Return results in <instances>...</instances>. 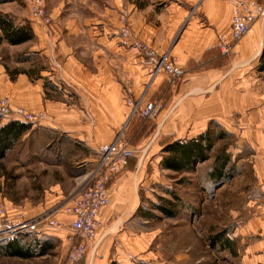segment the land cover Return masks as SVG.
<instances>
[{
    "label": "rangeland",
    "instance_id": "374dc122",
    "mask_svg": "<svg viewBox=\"0 0 264 264\" xmlns=\"http://www.w3.org/2000/svg\"><path fill=\"white\" fill-rule=\"evenodd\" d=\"M131 1H135V5L138 7L136 10L138 21L144 22L146 20L149 22L150 31L152 32L149 41L142 39L140 32H136L137 29L131 26L128 21L126 12H135L134 9L128 10L129 0H124L125 10L116 14L118 19L116 28L112 24V18L108 22V35H111L110 37L115 36L123 46L129 47L131 45L137 54L141 56L143 66L142 70L139 69L138 78L135 82L128 80V78L122 79L123 81L115 79L116 82L120 81V97L123 103L131 108V111L123 119L120 131L112 141L115 142L117 149L115 154L111 155V160L121 159L125 153L124 166L127 167L126 165L129 164V167L133 170L135 166L140 165L143 176L147 177L146 181L143 178L140 183L143 185L139 188V208L130 228L131 235L136 238L132 237L133 243L136 242V247L135 249L131 248L132 253L127 256L123 264H247L242 255V247L246 241H242L241 235L235 236V238L232 236L233 227L241 223L236 219H239L240 215L247 214L244 206L247 183L249 184L251 181L250 173L248 171L242 173V170L239 169L243 167V162L248 163V154L245 155L244 159L238 158L248 147L241 144L239 155L234 159L230 158L232 154L231 147L237 146L236 141L239 142V139L235 136H240L243 130L240 125L242 122L240 114L237 116V113H233V134L228 133L226 135L224 129L220 130L221 126L219 128L218 126H212L211 129L209 127L206 129L205 132L208 131L213 138L214 147L208 152V157L204 161L194 163L191 170L177 172L161 165L162 156L166 153L162 151L165 142L163 138L166 133L162 132L159 124L167 108L177 100L178 94L182 92L179 87L183 82L182 77L188 72L177 63V57L171 53L172 45L175 44L176 47V41H178L179 34L185 27L186 21L181 23L179 27L178 24L174 25L170 14L164 13L167 12V6L171 2L178 3L176 0ZM224 1L229 2L228 0ZM252 1L255 4L264 6V0ZM116 2L117 0H43L42 14L34 12V4H29L26 0H5L0 3L1 14L7 15L16 25L27 22L33 32V37L30 40L20 44L10 45L5 40L0 42V104L4 100L10 110L22 108L27 113L31 112L33 120L21 121L13 117L15 113L3 114L1 111L0 125L11 119L25 122L28 125L31 123L36 124L45 119V114L41 110L26 108V106H32L30 108L33 109L38 102L42 109L50 108L51 111L53 108L69 109V113L78 115L79 122H87L86 131L88 134H92L89 132V128H92L93 113L89 110L77 109L74 105L75 95L73 96L72 91H70L72 96H69V87L67 90L63 83L55 84L54 77H59L60 71L61 73L62 71L65 72V70L60 69L61 65L63 67L64 63L69 64V58L66 57L63 60L62 57L58 56L55 38L63 37L68 42L72 50L68 56H70L71 63L74 64L81 75L84 76L85 73L90 71V77L83 79L84 86L89 87V82L100 81V78L92 77V73H95L96 70L93 71L89 50L97 51L98 49H89L91 47L88 46V35L90 33L86 29L89 24L84 22L82 10L86 9L93 12L96 17L98 12H102V6L99 3L112 9ZM149 4L154 5V7L151 8ZM87 13L85 12V15L90 22L97 26L96 18H93L92 15L89 16ZM260 18L264 19V14L255 19L251 26ZM75 29L77 33L74 34ZM68 30L69 38L66 36ZM248 30L240 39L246 35ZM229 35L230 30L227 33L221 32L217 35L216 49L219 52L212 51L210 54L214 56L213 58L218 56L219 58L217 60L213 59L214 61L209 64L207 61L202 62L198 66L199 69L208 66H221L224 69L234 67L233 69H235L239 65H243V62H234V64L232 62L235 57L232 50L239 41L230 44L232 48L228 49L227 52L222 50L223 42L230 41ZM85 44L87 46H84ZM220 55L224 56L222 60ZM97 61L101 62L103 66L106 64L108 70L112 71L113 74H118V67L115 66L114 60L110 56L102 53L97 56ZM258 66V56L249 61L248 69L254 71V75L249 78L248 83L250 88L255 91L253 92V103L255 105L264 102V75H257V71H261ZM103 69L106 71V66ZM192 70L195 71L194 69L190 71ZM178 71L182 73L177 74ZM172 72L174 75L171 74ZM143 73L144 76H142ZM257 77L259 78L257 79ZM92 78H95V80H92ZM109 81L111 80L102 81V83L104 85ZM237 81L239 80H234V89L240 88V86H237ZM9 82L12 83L10 89L7 87ZM100 86L101 84L98 85V87ZM12 92L25 95L26 100L33 102L34 105H24V107L13 104V100L10 98ZM89 97L93 96L89 95ZM92 99H96V97ZM148 103H151V108L148 107ZM237 105V103H233L235 108ZM98 112L102 113L101 111ZM38 132L46 134L45 136L51 134L43 130H38ZM217 135L223 137H216ZM63 138L65 137H59L51 149L40 148L45 152L49 150L53 154L61 153V151L65 153V155L56 154L57 156L53 157L55 164L47 163L43 158L42 160L36 159L28 164L20 165L15 160L14 155H3V158L0 159V207L4 209V216H9L6 215L5 204H3L4 196L16 199L23 194L39 195L42 188L48 189L49 185L54 186L55 180L60 182V186L67 193L58 205L46 210L42 216L53 219L59 210L64 211L68 206L72 210L75 208L88 210V205L80 197L89 187L95 184V178L104 169V164H98L90 173L89 171L82 173V156L86 155L87 147L84 144L64 142ZM168 140H174V138L168 137ZM45 143L47 141H44V139L41 143L36 139L24 140L19 141L15 148L33 152V149H38L40 145ZM102 144L99 143L95 146L91 144L92 148H96L94 150L98 160L97 149ZM131 149L133 150L132 155L128 156ZM248 151L250 152L249 148ZM223 152L229 154V161L226 166L229 169H227L228 172L223 180L215 181L209 176L212 161L217 154ZM108 158L110 160V157ZM48 160L51 161V158L49 157ZM122 168L117 174L120 173ZM69 170L75 173L76 180L69 178V175H67ZM117 174L111 175L108 181ZM69 182H73V187L70 189ZM167 190H174L182 201V206L175 217L163 216L160 211L152 208V204L158 202L157 196L171 198L166 192ZM94 199L96 201L97 197ZM91 202L90 199L89 203L91 204ZM147 212L150 216L144 215ZM232 214L238 216L234 218ZM17 216L26 219L22 215L8 218ZM220 232H224V236L232 242L231 247L226 245L223 247L220 242H215V237ZM23 234L7 239L0 238V243ZM67 234L69 235V233ZM55 241L53 244L56 245L57 243L59 245V241L57 239ZM95 242L97 243L96 239ZM124 250L122 248V254ZM54 260L55 257L51 253L34 261L6 258L2 259L0 264H53Z\"/></svg>",
    "mask_w": 264,
    "mask_h": 264
},
{
    "label": "crops",
    "instance_id": "0c3cea01",
    "mask_svg": "<svg viewBox=\"0 0 264 264\" xmlns=\"http://www.w3.org/2000/svg\"><path fill=\"white\" fill-rule=\"evenodd\" d=\"M176 1L178 3L171 2L167 6V12L164 13L170 14L174 25L178 24L179 27L181 23L186 21L185 27L180 32L178 41H176V47L175 44L172 45L171 53L177 57V63L183 66L185 70H188V72L182 77L183 79L181 78L183 82L179 88H181L182 92L178 94L177 100L162 115L159 125L162 132L166 133L164 139L168 140V137H173L174 140L181 139L186 141L196 138L199 134L205 132L208 127L212 126H218V128L221 126L220 130L224 129L226 135L228 133L233 134V113H237V116L240 114L242 121L240 125L243 130L240 136H235L239 139V142L236 141L237 146L231 147L233 156L231 154L230 158L234 159V157L239 155V146L241 144L250 149L249 152L247 148L238 158L244 159L245 155L248 154V163L243 162V167L239 169L242 170V173L248 171L251 181L249 184L247 183L249 187L247 186L244 206L247 214L240 215L239 219H236L241 221V223L233 227L232 236L235 238V236L241 235L242 241H246L242 247V255L247 264H264V102L256 105L253 103V92L255 91L250 88L248 83L249 78L254 75V71L248 69L249 61L257 56L259 58L264 46V19L260 18L252 26L250 25L251 28L249 27L246 35L235 44L232 50V54L235 56L232 61L233 64L234 62H243V65H239L235 69H233L234 67L232 69L227 67L224 69L221 66H208L199 69L200 67L198 68V66L202 62L207 61L209 64L219 58V56L213 58L214 56L210 53L212 51L219 52L216 49L217 35L221 32L227 33L230 30L231 6L229 2L224 0ZM135 4V1L129 0L128 2V10L134 9L135 11H125L128 21L131 26L137 29L136 32H140L142 39L149 41L152 34L149 22L146 20L144 22L138 21L139 18L136 17L138 7ZM99 5L102 6V12L99 13L97 11L96 17L93 12L86 9L82 10V14L84 15V22L89 24L86 28L90 33L88 35L89 43L87 42L88 46H91L89 49H98L97 51L89 50L93 71L96 70L94 71L96 74L92 73V77H98L101 79L100 81L89 82L90 88L84 86L83 79L90 77V71L85 73L84 76L86 77L81 75L74 64L71 63L70 56H68L71 53L70 51H72L68 42L63 37L55 38L58 56L62 57L63 60L66 57L69 58V64L64 63L63 67L61 65L60 68L65 70V72L62 71L61 73L60 71L59 77H54L56 80L55 84L63 83L67 90L69 87V96H72L70 94V91H72L73 96L75 95L74 105L77 109L89 110L93 113L92 128H89V132L92 134H88L86 131L87 122H79L78 115L69 113L70 110L65 107L64 110L62 108H53L51 111L50 108L42 109L38 102L33 109L30 108L32 106H26L27 109L44 112L45 119L40 120L36 124H29L14 145L5 151V156L8 154L14 155L15 160L20 165L28 164L36 159L42 160L43 158L47 163L55 164L53 157L57 156L56 154L65 155V153L61 151V153L53 154L49 150L45 152L40 148L51 149L59 137H65L63 138L64 142L84 144L87 147L86 155L82 156L83 161L81 159V169L82 173L87 171L90 173L92 169L96 168L98 163V157L94 150L96 148H92L91 144L95 146L99 143L112 142L120 131L123 119L131 111V108L123 103L120 97V81L116 82L115 79L128 78V80L135 82L138 78L139 69H143L142 58L131 45L129 47L123 46L117 41L115 36L110 37L111 35H108L109 19L112 18V24L116 28L118 20L116 14L125 10L124 0H117L112 9L100 3ZM149 6L151 8L154 7L152 4H149ZM85 12H88L89 16L92 15L93 18H96L97 26L90 22ZM75 33H77V30L74 31ZM66 36L69 38V30ZM84 46L87 45L85 44ZM102 53L114 60L115 66L118 67L117 75L109 71L106 64L107 70H102L105 66L97 61V56ZM220 58L222 60L224 56L220 55ZM194 63L195 65L193 66ZM115 66L114 69L116 68ZM191 69L195 71H190ZM257 75H264V72L257 71ZM142 76H144V73ZM235 79L239 80L237 81V86H240V88L234 89ZM92 80H95V78H92ZM108 80L111 81L103 85L102 81ZM99 84H101L100 87H98ZM11 85L12 83L9 82L7 87L10 89ZM11 94L12 97L10 96V98L15 105H34L33 102L27 101L23 94H14V92ZM89 95L93 97H89ZM94 97L96 99H92ZM233 103L238 104L236 108ZM38 130L47 131L51 134L45 136L46 134L38 132ZM30 139H36L40 143L44 139L47 143L40 145L38 149H33V152L15 148L19 141H28ZM49 157L51 161L48 160ZM126 166L107 183L110 201L107 205L101 207L98 212L100 227L96 232L97 246L95 250L89 249L75 261L66 262V254L69 247L67 233L69 235L72 233L70 228L72 216L59 210L53 219L61 225H45L39 230L31 233L26 232L14 238L18 239V244L22 247L23 252L29 248L30 255L28 257L7 256L0 252V261L6 258L34 261L39 257H45L52 253L55 257L53 264H123L127 256L132 253L131 248L135 249L136 247V242L133 243L132 241L133 236L130 228L139 208V188L143 185L140 183L143 178L145 181L147 178L143 176L140 165L135 166L133 170L129 167V164ZM68 173L66 174L69 175V178L76 180V177H74L76 176L75 173L70 170ZM69 183L70 189L73 187V182ZM66 193L65 189L60 186V182L55 180L54 186L49 185L48 189L42 188L40 190V196L23 194L16 199L4 196L3 204H5V212L6 215H9L8 217L22 215L26 219H34L44 214L49 208L58 205ZM232 215L234 218L238 216L237 214ZM133 238L136 239L135 237ZM55 239L59 241V245L57 243L56 245L53 244V242H56ZM6 242H1L0 246L5 245ZM122 248L125 249L123 254Z\"/></svg>",
    "mask_w": 264,
    "mask_h": 264
},
{
    "label": "built area",
    "instance_id": "2783aa9c",
    "mask_svg": "<svg viewBox=\"0 0 264 264\" xmlns=\"http://www.w3.org/2000/svg\"><path fill=\"white\" fill-rule=\"evenodd\" d=\"M29 4H34V12L37 14L43 13V0H26ZM232 6V17L230 23L229 40L222 44L223 51L227 52L232 46L230 44L240 40L243 34L249 29L251 23L264 14V6L255 4L254 1L244 0H228ZM178 69V68H177ZM168 71V70H167ZM181 74L178 71L177 74ZM174 75V73H171ZM180 76V75H179ZM151 108V103H148ZM7 114L11 112L14 118L21 121L33 120L31 112L27 113L22 108L10 110L6 101L2 100L0 104V112ZM150 115V114H149ZM117 147L115 142L105 143L98 147L97 153L99 155L98 164H104V169L101 170L95 178V184L89 187L82 195L81 200L88 205V210H79L75 208L70 209L69 206L65 208L64 212L72 216L70 228L72 233L68 235L69 250L66 255V262L71 263L76 259L82 257L87 250H95L97 243L95 242L97 229L100 227L98 219V212L101 207L109 203L108 193V179L111 175L117 174L118 171L125 165V153L121 159L111 160V155L115 154ZM133 150L128 152V156L132 155ZM110 157V160L109 158ZM95 197L97 200L95 201ZM91 199V204L89 200ZM4 209L0 207V238H12L19 234L36 231L45 226L61 225L55 219L48 218V216H39L34 219H21L20 216L8 218L3 215ZM90 216V218H89Z\"/></svg>",
    "mask_w": 264,
    "mask_h": 264
},
{
    "label": "trees",
    "instance_id": "16d2710c",
    "mask_svg": "<svg viewBox=\"0 0 264 264\" xmlns=\"http://www.w3.org/2000/svg\"><path fill=\"white\" fill-rule=\"evenodd\" d=\"M4 1L5 0H0V3ZM32 37V29L27 22L16 25L7 15L0 13V42L5 40L10 45H15L28 41ZM258 62V69L264 71V46L258 58ZM28 126L29 125L25 122L16 119H11L0 125V158L3 157L7 149L14 145L15 141ZM216 137L221 138L223 136L217 135ZM164 141L162 151L166 153L162 156L161 165L164 168L177 172L191 170L193 167L192 165L196 162L204 161L208 157V152L214 147L213 138L208 131L199 134L196 138H191L186 141L180 139H164ZM228 161L229 154L225 152L217 154L212 161L209 176L215 181L219 179L223 180L228 172L227 169H229V167L226 168ZM166 192L171 198L157 196L158 202L153 203L152 208L160 211L163 216L175 217L179 212V208L182 206V201L174 190H167ZM144 215L150 216L149 212ZM215 242H220L223 247L225 245L231 247L232 243L224 236V232H220L215 237ZM18 243V239H10L5 245L0 246V252L7 256L28 257L30 255L28 251L29 248L23 252L22 247H20Z\"/></svg>",
    "mask_w": 264,
    "mask_h": 264
}]
</instances>
